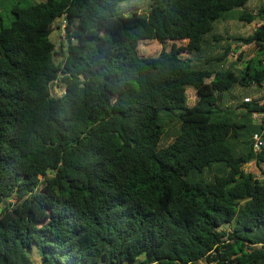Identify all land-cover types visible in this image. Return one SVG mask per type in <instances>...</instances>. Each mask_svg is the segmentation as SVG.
I'll return each mask as SVG.
<instances>
[{"label":"trees","instance_id":"obj_1","mask_svg":"<svg viewBox=\"0 0 264 264\" xmlns=\"http://www.w3.org/2000/svg\"><path fill=\"white\" fill-rule=\"evenodd\" d=\"M124 1L18 0L0 16V264H264V103L222 106L264 86V4L152 0L144 15ZM231 17L262 23L217 35ZM153 40L188 45L141 56ZM244 46L256 54L237 67Z\"/></svg>","mask_w":264,"mask_h":264},{"label":"rangeland","instance_id":"obj_2","mask_svg":"<svg viewBox=\"0 0 264 264\" xmlns=\"http://www.w3.org/2000/svg\"><path fill=\"white\" fill-rule=\"evenodd\" d=\"M46 0H21L22 5H28V4H37L40 2H45ZM18 2V0H0V8H1V17L3 18V24L4 26H9L12 21L14 20L13 15L11 14V10L13 6ZM152 4V0H126L120 4L119 12H128L129 14L132 13L131 10L140 9V13L146 15L150 5ZM264 4V0H254L252 4L253 9H257L260 7L259 5ZM262 23L260 19H257L250 25H246L245 23L239 22L236 20L235 17H231L228 20H225L221 24L217 26V35H221L224 37L227 36H246L252 34ZM53 32L50 36L51 41L56 46V51L61 55L60 53L65 51L66 43L65 39L61 35L60 31L57 29V23H54L53 25ZM182 46L185 47L188 45L187 41H167L165 44H161L158 41H142L139 45V53L141 56L144 57H157L160 55V53L163 50L170 51L173 47V45ZM239 47H241L239 45ZM236 48V46L234 47ZM235 52V53H234ZM233 53L229 55V61L230 62H237V59L240 56V53L242 52V55L244 57V61L248 58L253 57L256 54V48L254 46H244L242 49L236 53V50H234ZM184 58H189L187 54H183ZM61 56H56V61H60ZM237 67L241 66L243 62H237ZM207 82H210V80H207ZM254 88L251 89H243L241 87H236L232 92L229 93V95H226L224 101H223V108L227 110H233L236 111V113H241V109H237V104L239 102L244 101L246 97H250L252 101L259 100L262 103H264V86H253ZM63 88H59L54 86L52 88V93L54 96H60L62 95ZM248 94L249 96H245ZM238 99V100H237ZM187 104L188 106L192 107L196 104L198 101V95L196 91L192 88L187 89ZM254 125L260 126L258 121H254ZM166 141H163V144L166 146L171 143L170 139H165ZM244 169L248 173H253L257 177H261L262 171L259 169L256 162H251L250 164L244 165ZM13 203V200H11ZM4 206V204H1L0 202V208ZM33 259L36 261L37 264H41V259L39 256V253L37 251H34L32 253Z\"/></svg>","mask_w":264,"mask_h":264},{"label":"built area","instance_id":"obj_3","mask_svg":"<svg viewBox=\"0 0 264 264\" xmlns=\"http://www.w3.org/2000/svg\"><path fill=\"white\" fill-rule=\"evenodd\" d=\"M67 26H68V22L66 16L64 15L63 17L59 18L57 21V29L60 31L64 39L66 37ZM244 102H252V99L250 97H247L244 99ZM252 118L254 121L256 122L258 121L260 126L264 127V113L254 112L252 114ZM252 141H253V151L255 153L262 152L264 149V130H259L255 132L253 134Z\"/></svg>","mask_w":264,"mask_h":264},{"label":"crops","instance_id":"obj_4","mask_svg":"<svg viewBox=\"0 0 264 264\" xmlns=\"http://www.w3.org/2000/svg\"><path fill=\"white\" fill-rule=\"evenodd\" d=\"M253 2H254V0H252ZM252 88H254V87H252ZM245 95V94H244ZM245 96H249L248 94H246ZM247 98V97H246Z\"/></svg>","mask_w":264,"mask_h":264},{"label":"water","instance_id":"obj_5","mask_svg":"<svg viewBox=\"0 0 264 264\" xmlns=\"http://www.w3.org/2000/svg\"><path fill=\"white\" fill-rule=\"evenodd\" d=\"M0 202H1V198H0ZM2 212V208H0V213Z\"/></svg>","mask_w":264,"mask_h":264}]
</instances>
